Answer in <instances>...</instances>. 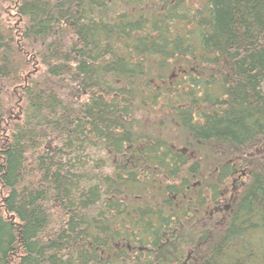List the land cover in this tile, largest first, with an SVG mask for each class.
<instances>
[{
	"label": "trees",
	"instance_id": "1",
	"mask_svg": "<svg viewBox=\"0 0 264 264\" xmlns=\"http://www.w3.org/2000/svg\"><path fill=\"white\" fill-rule=\"evenodd\" d=\"M0 264H264V0H0Z\"/></svg>",
	"mask_w": 264,
	"mask_h": 264
}]
</instances>
